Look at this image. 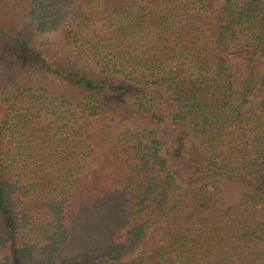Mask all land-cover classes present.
Returning <instances> with one entry per match:
<instances>
[{
	"label": "trees",
	"instance_id": "1",
	"mask_svg": "<svg viewBox=\"0 0 264 264\" xmlns=\"http://www.w3.org/2000/svg\"><path fill=\"white\" fill-rule=\"evenodd\" d=\"M0 264H264V0H0Z\"/></svg>",
	"mask_w": 264,
	"mask_h": 264
},
{
	"label": "rangeland",
	"instance_id": "2",
	"mask_svg": "<svg viewBox=\"0 0 264 264\" xmlns=\"http://www.w3.org/2000/svg\"><path fill=\"white\" fill-rule=\"evenodd\" d=\"M161 133H162V135H166V134L169 133V129L165 127V128L162 129Z\"/></svg>",
	"mask_w": 264,
	"mask_h": 264
}]
</instances>
